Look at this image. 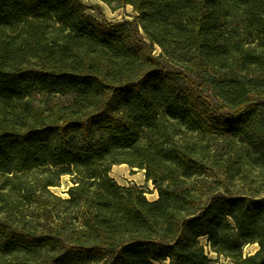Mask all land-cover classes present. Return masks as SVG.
Listing matches in <instances>:
<instances>
[{"label":"trees","instance_id":"obj_1","mask_svg":"<svg viewBox=\"0 0 264 264\" xmlns=\"http://www.w3.org/2000/svg\"><path fill=\"white\" fill-rule=\"evenodd\" d=\"M100 1L0 0V264H264V0Z\"/></svg>","mask_w":264,"mask_h":264},{"label":"rangeland","instance_id":"obj_2","mask_svg":"<svg viewBox=\"0 0 264 264\" xmlns=\"http://www.w3.org/2000/svg\"><path fill=\"white\" fill-rule=\"evenodd\" d=\"M84 5L88 7L87 13L91 15L92 17L100 20L105 19L106 21L110 23H116V22H122V21H130L132 18L136 16V14L132 11V8L130 6H126L123 8H119L116 10H111L109 7H107L105 4H103L100 0H80ZM153 55H158L159 48L154 47ZM187 138L190 142L197 141L198 139L196 137L187 135ZM210 167V166H209ZM110 177L115 180V182L120 186H136L140 190L144 192V196L148 201H154L157 199V193L155 189L153 188V185L150 182L145 181L144 177V171L138 170L136 168H130L127 165H115L111 168ZM192 184H194L196 189H203V193L207 194L213 189L214 187V179H213V172L212 170H204L200 175L194 177L192 181H190ZM72 185L69 177H62L59 181L58 187H51L49 188V192L57 197H60L62 199L68 198L67 190ZM40 193L37 192V195L40 196L43 199H48L51 203V205H58L57 202L52 200L47 193ZM11 218L18 222H35L36 217H38V211L36 210V205L31 204L28 205L26 203L20 204L18 207V210L12 211L10 214ZM44 224L45 227L51 225V220L48 217L45 222H41ZM39 229H41L40 226H38ZM201 245L204 247L206 254L208 255V258L211 260L216 259V255L210 251V249L207 246L206 239H200L199 240ZM251 246L245 248L244 253L248 254L250 253ZM220 264H231L228 261H224L223 259L219 260Z\"/></svg>","mask_w":264,"mask_h":264},{"label":"crops","instance_id":"obj_3","mask_svg":"<svg viewBox=\"0 0 264 264\" xmlns=\"http://www.w3.org/2000/svg\"><path fill=\"white\" fill-rule=\"evenodd\" d=\"M251 248H252V249H251V250H252L251 252H254V251L256 250L257 247H256V245H253V246H251Z\"/></svg>","mask_w":264,"mask_h":264}]
</instances>
